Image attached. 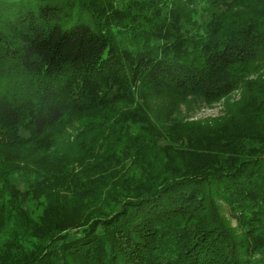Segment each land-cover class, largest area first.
Returning <instances> with one entry per match:
<instances>
[{"label":"trees","instance_id":"trees-1","mask_svg":"<svg viewBox=\"0 0 264 264\" xmlns=\"http://www.w3.org/2000/svg\"><path fill=\"white\" fill-rule=\"evenodd\" d=\"M0 264H264V0H0Z\"/></svg>","mask_w":264,"mask_h":264},{"label":"rangeland","instance_id":"rangeland-1","mask_svg":"<svg viewBox=\"0 0 264 264\" xmlns=\"http://www.w3.org/2000/svg\"><path fill=\"white\" fill-rule=\"evenodd\" d=\"M237 95H235V98ZM222 115L221 104H216L211 107L206 106L201 100L190 99L186 104L180 106V117L182 121H206L217 116ZM69 134L74 135V132L68 131ZM72 136L69 141L72 142ZM225 216L229 218L228 213L224 212ZM230 222L235 226L234 220L230 219Z\"/></svg>","mask_w":264,"mask_h":264}]
</instances>
